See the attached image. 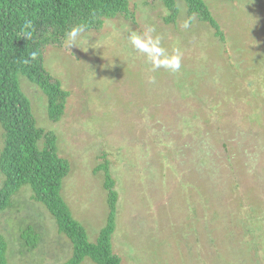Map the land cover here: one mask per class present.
<instances>
[{
	"label": "rangeland",
	"instance_id": "374dc122",
	"mask_svg": "<svg viewBox=\"0 0 264 264\" xmlns=\"http://www.w3.org/2000/svg\"><path fill=\"white\" fill-rule=\"evenodd\" d=\"M149 1L131 0L128 17L87 30V44L70 51L64 40L47 45L45 68L71 89L60 121L47 119L44 94L19 78L70 163L61 195L94 242L109 211L103 172L94 169L107 160L118 193L111 243L120 264H264V101L248 103L264 92V0H203L222 40L196 17L180 27L188 18L183 0L175 1L176 24L164 22L160 0ZM146 23L164 47L181 49L179 72H153L128 43L130 31L143 32ZM82 56L101 63L82 67ZM2 138L0 127V148ZM11 201L23 206V213L0 214L11 264L65 262L71 242L44 204L29 189ZM29 221L35 258L14 239L17 225ZM80 264L96 263L86 257Z\"/></svg>",
	"mask_w": 264,
	"mask_h": 264
},
{
	"label": "trees",
	"instance_id": "16d2710c",
	"mask_svg": "<svg viewBox=\"0 0 264 264\" xmlns=\"http://www.w3.org/2000/svg\"><path fill=\"white\" fill-rule=\"evenodd\" d=\"M130 1L0 0V127L3 135L0 148V173L3 177L0 184V214L8 208L23 213L22 204L14 208L11 196L20 189L31 190L54 217L57 231L65 234L71 242V256L62 264H80L86 257L96 264H120V256L114 253L111 243V235L116 227L118 193L107 160L99 163L94 172L99 169L103 172L102 185L109 211L105 225L98 229L95 241L90 242L84 227L73 217L61 195L62 181L70 171V163L60 156L54 132L38 122L31 108V99L20 88L19 78L25 77L44 94L47 119L51 123L60 121L71 89L63 87L61 79L45 68V48L49 44H61L67 30L77 23L85 24L90 30L100 28L105 20L117 15L128 17ZM137 1L154 5L149 0ZM160 1L168 12L164 22L176 24V0ZM184 2L188 17L195 16L199 21L206 22L214 29V36L224 39L223 32L203 0ZM136 14L141 18V13ZM29 21L31 27L25 28ZM27 31L32 32L30 39L24 38ZM33 51L38 53L36 59L31 58ZM98 57L101 63L100 56H82L80 65L85 67ZM108 70H113L111 74L118 78L119 67L113 66ZM259 98L260 101L251 97L248 103L257 101L263 105L264 92ZM255 111L253 114L258 113ZM256 221H252L249 230L255 229ZM32 232L35 229L30 227V221L17 225L14 239L22 242L30 257L35 258L32 252L30 254L36 246V236H32ZM8 247V241L0 231V264H11Z\"/></svg>",
	"mask_w": 264,
	"mask_h": 264
},
{
	"label": "clouds",
	"instance_id": "9594fccd",
	"mask_svg": "<svg viewBox=\"0 0 264 264\" xmlns=\"http://www.w3.org/2000/svg\"><path fill=\"white\" fill-rule=\"evenodd\" d=\"M183 3L187 13V4L184 0ZM194 20L195 16H189L181 23L180 27L187 30L192 26ZM30 27L31 22L29 21L26 23L25 28ZM86 31L87 26L83 23L73 25L65 33L64 46L70 51V49L74 46L79 47L78 42H83L85 44L89 43V40L84 37V33ZM31 37V31H27L24 34V38L26 39H30ZM128 43L135 50V52L141 54L145 58L146 62L151 66V70L153 72L159 69H166L169 72L177 73L181 70L183 52L180 48L169 50L164 47L162 43V36L158 34L154 25L146 23L143 32L130 31ZM88 48H86V50ZM37 55L38 53L33 51L31 53V58L36 59ZM148 82L155 83V77H149Z\"/></svg>",
	"mask_w": 264,
	"mask_h": 264
}]
</instances>
